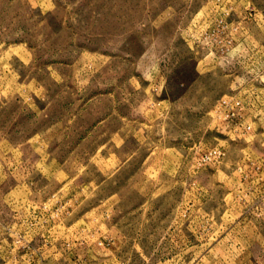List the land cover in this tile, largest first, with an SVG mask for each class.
<instances>
[{"label": "rangeland", "instance_id": "374dc122", "mask_svg": "<svg viewBox=\"0 0 264 264\" xmlns=\"http://www.w3.org/2000/svg\"><path fill=\"white\" fill-rule=\"evenodd\" d=\"M0 264H264V0H0Z\"/></svg>", "mask_w": 264, "mask_h": 264}, {"label": "built area", "instance_id": "2783aa9c", "mask_svg": "<svg viewBox=\"0 0 264 264\" xmlns=\"http://www.w3.org/2000/svg\"><path fill=\"white\" fill-rule=\"evenodd\" d=\"M212 154L217 155L218 152H217L216 150H213V151H212Z\"/></svg>", "mask_w": 264, "mask_h": 264}]
</instances>
